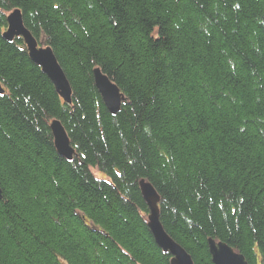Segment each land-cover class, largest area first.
<instances>
[{"label": "trees", "instance_id": "obj_1", "mask_svg": "<svg viewBox=\"0 0 264 264\" xmlns=\"http://www.w3.org/2000/svg\"><path fill=\"white\" fill-rule=\"evenodd\" d=\"M14 9L70 102L5 39ZM96 68L124 95L115 114ZM0 87V264H171L141 179L193 264H213L209 238L264 264V0H0Z\"/></svg>", "mask_w": 264, "mask_h": 264}, {"label": "water", "instance_id": "obj_2", "mask_svg": "<svg viewBox=\"0 0 264 264\" xmlns=\"http://www.w3.org/2000/svg\"><path fill=\"white\" fill-rule=\"evenodd\" d=\"M8 28L4 37L10 42L21 37L26 45L30 59L49 77L57 93L65 100L71 101L72 89L70 83L60 66L50 46H42L25 27L20 9H14L7 16ZM94 83L101 94L103 102L110 113L115 114L120 110L124 95L118 86L100 68L93 71ZM0 87V93H3ZM54 145L57 152L67 160L74 157L75 150L70 139L58 120H53L50 125ZM140 190L148 208V226L153 234L156 244L166 253L171 255V264H193L191 255L165 231L160 223V197L153 185L144 179L139 181ZM2 197L0 189V198ZM209 252L213 264H248L243 254L236 252L230 245L223 241L208 239Z\"/></svg>", "mask_w": 264, "mask_h": 264}, {"label": "bare ground", "instance_id": "obj_3", "mask_svg": "<svg viewBox=\"0 0 264 264\" xmlns=\"http://www.w3.org/2000/svg\"><path fill=\"white\" fill-rule=\"evenodd\" d=\"M100 93V92H99ZM101 95V94H100ZM103 100V99H102ZM55 120H57V119H55ZM62 156V155H61ZM160 209V208H159ZM160 223L162 224V222H161V220H160ZM163 226V225H162Z\"/></svg>", "mask_w": 264, "mask_h": 264}, {"label": "snow or ice", "instance_id": "obj_4", "mask_svg": "<svg viewBox=\"0 0 264 264\" xmlns=\"http://www.w3.org/2000/svg\"><path fill=\"white\" fill-rule=\"evenodd\" d=\"M0 94H2V93H0Z\"/></svg>", "mask_w": 264, "mask_h": 264}]
</instances>
